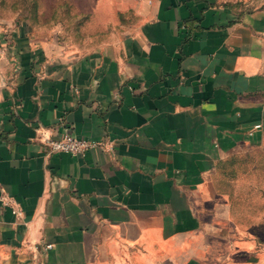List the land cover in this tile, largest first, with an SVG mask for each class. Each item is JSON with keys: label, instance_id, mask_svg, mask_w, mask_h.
Wrapping results in <instances>:
<instances>
[{"label": "crops", "instance_id": "0c3cea01", "mask_svg": "<svg viewBox=\"0 0 264 264\" xmlns=\"http://www.w3.org/2000/svg\"><path fill=\"white\" fill-rule=\"evenodd\" d=\"M99 10L86 50L0 28V264H264V0Z\"/></svg>", "mask_w": 264, "mask_h": 264}, {"label": "rangeland", "instance_id": "374dc122", "mask_svg": "<svg viewBox=\"0 0 264 264\" xmlns=\"http://www.w3.org/2000/svg\"><path fill=\"white\" fill-rule=\"evenodd\" d=\"M103 3L104 0H0V28L11 30L23 25L30 34L58 36L60 45L69 50H86L94 46L91 40L103 39L112 31L104 26L108 13L99 10ZM95 4L99 7L93 10ZM252 158V163L242 161L238 165V173L244 175L245 182H251L257 197L261 193L263 196L264 144Z\"/></svg>", "mask_w": 264, "mask_h": 264}, {"label": "built area", "instance_id": "2783aa9c", "mask_svg": "<svg viewBox=\"0 0 264 264\" xmlns=\"http://www.w3.org/2000/svg\"><path fill=\"white\" fill-rule=\"evenodd\" d=\"M46 149L49 153H64L70 155H83L86 154L90 149L98 146V142L77 137L73 133L69 132L58 138H47L44 141ZM18 213V209L13 210ZM48 247L50 245H47Z\"/></svg>", "mask_w": 264, "mask_h": 264}]
</instances>
